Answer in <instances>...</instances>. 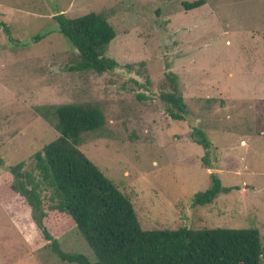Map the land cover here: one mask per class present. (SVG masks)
Segmentation results:
<instances>
[{
	"label": "rangeland",
	"instance_id": "1",
	"mask_svg": "<svg viewBox=\"0 0 264 264\" xmlns=\"http://www.w3.org/2000/svg\"><path fill=\"white\" fill-rule=\"evenodd\" d=\"M193 1L0 0L9 35L0 25V264H68L42 239L7 172L22 162L36 176L33 154L59 136L52 108L67 104L102 112L103 127L77 148L128 198L142 230L253 228L264 264V0H203L186 11ZM90 12L115 34L104 55L117 66L101 74L76 69L77 52L52 18ZM167 72L186 106L180 121L159 99ZM193 129L207 149L191 140ZM209 174L228 191L191 206ZM38 191L47 211L51 195ZM48 230L60 251L94 262L69 219Z\"/></svg>",
	"mask_w": 264,
	"mask_h": 264
},
{
	"label": "trees",
	"instance_id": "2",
	"mask_svg": "<svg viewBox=\"0 0 264 264\" xmlns=\"http://www.w3.org/2000/svg\"><path fill=\"white\" fill-rule=\"evenodd\" d=\"M203 0L183 3L191 10L203 5ZM55 31L77 52L79 71L97 74L113 70L117 63L105 57L108 44L115 34L106 20L90 12L74 19L54 15ZM9 39L8 29L0 23ZM51 31L36 34L37 43ZM264 40V35H263ZM168 90L159 94L168 117L183 120L186 106L179 92L176 76L164 75ZM58 137L33 154L34 176L23 172V163L7 169L12 178L10 189L21 197L30 209V217L50 250L68 264H260L261 244L256 229L211 228L191 230H142L128 198H126L78 150L80 136L104 125L97 106L67 104L52 108ZM46 118V115L42 116ZM191 140L204 149L209 142L199 129H193ZM210 186L194 195L191 206L210 204L220 192L214 174H209ZM39 187L51 197L44 211ZM69 219L84 239L95 260L89 262L81 254L63 253L49 233Z\"/></svg>",
	"mask_w": 264,
	"mask_h": 264
},
{
	"label": "crops",
	"instance_id": "3",
	"mask_svg": "<svg viewBox=\"0 0 264 264\" xmlns=\"http://www.w3.org/2000/svg\"><path fill=\"white\" fill-rule=\"evenodd\" d=\"M259 85H261V83H260ZM260 87H263V86L261 85ZM261 91H262V89L258 88L255 92H256V93H257V92L260 93Z\"/></svg>",
	"mask_w": 264,
	"mask_h": 264
}]
</instances>
